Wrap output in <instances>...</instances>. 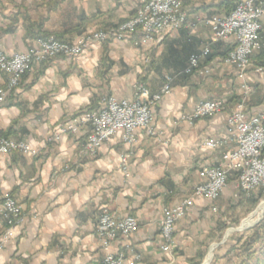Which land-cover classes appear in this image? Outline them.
Returning a JSON list of instances; mask_svg holds the SVG:
<instances>
[{
	"label": "crops",
	"instance_id": "0c3cea01",
	"mask_svg": "<svg viewBox=\"0 0 264 264\" xmlns=\"http://www.w3.org/2000/svg\"><path fill=\"white\" fill-rule=\"evenodd\" d=\"M143 0H0V47L9 55L26 51L28 33H56L68 41L98 29H112L133 18ZM190 24L152 48L128 42L94 44L77 59L57 58L21 77L19 85L0 101V137L23 140L36 156L14 152L0 159V243L7 225L2 204L13 198L24 221L1 247L0 264H102L97 225L101 214L133 216L138 232L112 246L125 264H192L208 254L227 224L226 213L239 200L237 176L212 205L194 196L204 183L199 171L220 162L228 148L209 150L208 137L226 135L227 118L241 99L235 67L224 63L228 47L217 45L212 58L198 70L185 73L190 57L198 54L212 32L205 18L218 12L219 0H183ZM261 48L252 56L248 80L253 88L247 110L264 115V22ZM150 65V66H149ZM174 77L172 93L153 108L156 135L138 134L129 176L119 165L127 146L114 137L95 156L82 153L90 127L55 138L59 129L82 111L93 109L101 96L119 101L133 98L142 81L159 92ZM0 70V89H8ZM205 100H222L224 111L188 122L183 117ZM63 148V150H62ZM193 198L189 215L176 223L174 257L162 251L163 210ZM217 207V211L213 207Z\"/></svg>",
	"mask_w": 264,
	"mask_h": 264
},
{
	"label": "built area",
	"instance_id": "2783aa9c",
	"mask_svg": "<svg viewBox=\"0 0 264 264\" xmlns=\"http://www.w3.org/2000/svg\"><path fill=\"white\" fill-rule=\"evenodd\" d=\"M203 22L210 27L211 38L198 54L190 57L185 73L198 70L201 61L211 54L215 46L225 44L229 51L223 61L236 68L241 82V99L227 118L226 135L223 138L208 137L202 142L209 150L228 148L222 153L218 164L204 166L199 171L204 183L195 188L194 196L203 197L213 205L228 187L233 174L237 176L240 192L248 197L264 188V115L250 114L247 110L253 91L248 80L249 68L252 56L261 48L264 0H241L230 14L213 15ZM186 26L195 30L197 24L189 23L183 0H143L133 18L112 29L89 31L74 41H60L54 36L35 39L26 51L12 55L0 47V70L9 77L8 89H0V101L7 97L10 90L17 88L21 77L34 66L57 58L78 59L94 44L108 41L152 48ZM256 72L264 74V66L258 67ZM174 80V77H167L165 85L157 93H151L138 81L134 86L135 95L130 99L119 101L114 96L103 95L95 108L82 111L71 119L59 129L55 138L68 133L79 134L83 128L90 127L81 150L86 155L95 156L106 142L119 136L127 146V150L119 157V165L129 176L130 159L138 142V134L146 131L151 136L156 135L153 108L171 95ZM223 111L222 100H205L197 104L183 119L194 122ZM16 151L33 157L37 155V151L23 140L0 137V159ZM192 208L193 198L164 208L162 251L167 255L172 256L174 252L176 223L189 215ZM1 209L7 225L6 234L0 243L2 247L13 236L15 228L24 221V215L21 206L13 198H6ZM213 210L217 211V207L214 206ZM138 229L139 222L133 216L117 217L110 212L101 214L97 234L105 252L102 264H125L124 254H116L112 251V246L119 240H130Z\"/></svg>",
	"mask_w": 264,
	"mask_h": 264
},
{
	"label": "trees",
	"instance_id": "16d2710c",
	"mask_svg": "<svg viewBox=\"0 0 264 264\" xmlns=\"http://www.w3.org/2000/svg\"><path fill=\"white\" fill-rule=\"evenodd\" d=\"M63 1L64 0H53L55 5H59ZM240 1L241 0H219L217 4L218 12L226 11L228 15L236 8ZM28 36L31 37L32 40L54 36L60 41H68L59 34L47 33L41 30L36 33H28ZM227 50L229 51V48ZM228 51L225 55L228 54ZM209 58L212 57L210 56ZM140 82L143 83L142 81ZM263 199L264 188L249 197L243 192H240L238 203L231 210L239 214H249ZM235 241V244L230 247L229 252L224 254V256L215 255L212 264L218 262L220 259H226L229 264H264V221L255 226L252 230L238 236ZM257 245L260 246V250L262 251L256 249ZM259 253H262V256H258ZM204 257L205 256H201L199 258L201 262ZM235 257H237V260Z\"/></svg>",
	"mask_w": 264,
	"mask_h": 264
},
{
	"label": "rangeland",
	"instance_id": "374dc122",
	"mask_svg": "<svg viewBox=\"0 0 264 264\" xmlns=\"http://www.w3.org/2000/svg\"><path fill=\"white\" fill-rule=\"evenodd\" d=\"M81 35L82 34H80L79 36H81ZM263 202H264V199L260 201V203L257 205V207L252 212H250L249 214H245V215L239 214L238 212H233L232 210H229V212L226 213V215H228L227 224H226V226H224V228H222V230H220V234H218V238L216 240H214L215 244L211 247L209 253L202 255V256H205L204 259L202 260V262L199 259L201 257L200 256L199 258H196V260L193 261L192 264H198V263L204 264L206 262V260L209 258L210 252L212 250H213L212 262L214 260L215 255L224 256V254L229 252L230 247L235 244V242H236L235 239L238 236L244 234L247 231L252 230L255 226L259 225L260 223H262L264 221V214L262 216H259V215L255 216L256 210H258L259 206ZM247 220H249V222H247ZM243 222H244V227L247 228V230L238 231L237 229H239L241 227ZM256 249L260 250L261 248L259 245H257ZM260 251H262V250H260ZM258 256H262V253H259ZM169 257H171V259H173V258L175 259L174 254L172 256H169ZM235 259L237 260V257H235ZM212 262H211V264H212ZM214 264H229V262L226 259H220V260H218V262H216Z\"/></svg>",
	"mask_w": 264,
	"mask_h": 264
},
{
	"label": "bare ground",
	"instance_id": "6f19581e",
	"mask_svg": "<svg viewBox=\"0 0 264 264\" xmlns=\"http://www.w3.org/2000/svg\"><path fill=\"white\" fill-rule=\"evenodd\" d=\"M264 214V202L259 206L258 210H256V213H255V216L256 215H259V216H262ZM252 217V216H251ZM250 220V219H249ZM249 220H247V222H249ZM243 228L244 227V222H243V225H242ZM246 229V228H245ZM210 259H207L206 262L204 264H209L210 263Z\"/></svg>",
	"mask_w": 264,
	"mask_h": 264
},
{
	"label": "water",
	"instance_id": "95a60500",
	"mask_svg": "<svg viewBox=\"0 0 264 264\" xmlns=\"http://www.w3.org/2000/svg\"><path fill=\"white\" fill-rule=\"evenodd\" d=\"M255 224H256V223H255ZM255 224H254V225H255ZM242 225H243V224H242ZM242 225H241V227H240L239 229H237L238 231H244V230H247V228H246V229L243 228ZM209 258H211V259H210V263H209V264H211L212 259H213V250L210 252V256H209ZM209 258H208V259H209Z\"/></svg>",
	"mask_w": 264,
	"mask_h": 264
},
{
	"label": "clouds",
	"instance_id": "9594fccd",
	"mask_svg": "<svg viewBox=\"0 0 264 264\" xmlns=\"http://www.w3.org/2000/svg\"><path fill=\"white\" fill-rule=\"evenodd\" d=\"M62 150H63V148H62Z\"/></svg>",
	"mask_w": 264,
	"mask_h": 264
}]
</instances>
